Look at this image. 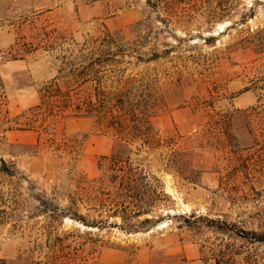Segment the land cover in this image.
I'll use <instances>...</instances> for the list:
<instances>
[{"label":"rangeland","instance_id":"obj_1","mask_svg":"<svg viewBox=\"0 0 264 264\" xmlns=\"http://www.w3.org/2000/svg\"><path fill=\"white\" fill-rule=\"evenodd\" d=\"M146 2L0 0L6 264H264V244L242 236L264 233V0L191 31ZM117 94L152 114L156 144L130 142L166 193L150 230L114 227L96 200L70 205L124 137L105 114ZM99 97L114 100L90 114Z\"/></svg>","mask_w":264,"mask_h":264},{"label":"trees","instance_id":"obj_2","mask_svg":"<svg viewBox=\"0 0 264 264\" xmlns=\"http://www.w3.org/2000/svg\"><path fill=\"white\" fill-rule=\"evenodd\" d=\"M241 2L242 0H147L146 4L159 14V20L166 26L174 24L175 29L191 31L193 27L230 20ZM160 13L164 14V17H160ZM143 21L149 23V14H145ZM117 95L115 97V112L117 113L109 115L106 112L105 114L111 117L109 125L116 133L124 134L127 140L119 137L114 142L111 152L100 156L98 177L90 181L86 176L79 177L77 189L70 197V205L77 207L78 201L96 200L105 208L106 217L120 220L118 223H112L114 227L127 233L150 230L162 221V217L154 216L153 213L156 208H159L162 197L166 196V193L160 180L150 171L147 163L133 158L130 142L139 140L138 143L149 148L151 144H156L153 140L152 114L142 111L135 101L124 99V96L120 94ZM113 100L114 98L110 99V97L97 98L96 102L91 103L89 107V110H93L90 114H102L101 110L110 107L112 104L110 102ZM75 109L82 112L84 110L82 102L77 103ZM123 119L127 121V124L125 127H119ZM171 163H173L172 160L168 161L166 167L169 168ZM187 168V174L190 176L189 170L191 172L192 169L188 166ZM15 170L14 163H8L4 159L0 160V173L13 175ZM70 216L90 227L101 228L94 221H85L84 217L77 212ZM143 216L145 217L140 219ZM242 232L244 234L242 236L246 238L248 236L251 240L264 244V233L247 230ZM0 264L6 263L0 259Z\"/></svg>","mask_w":264,"mask_h":264}]
</instances>
